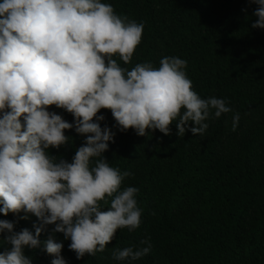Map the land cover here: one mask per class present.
I'll return each mask as SVG.
<instances>
[{
    "label": "clouds",
    "instance_id": "clouds-1",
    "mask_svg": "<svg viewBox=\"0 0 264 264\" xmlns=\"http://www.w3.org/2000/svg\"><path fill=\"white\" fill-rule=\"evenodd\" d=\"M257 8L253 29H264V0H248ZM242 11H245L242 9ZM144 29L143 23L117 15L101 0H2L0 2V213L20 219L34 215L33 231H15L17 221L0 220L5 247L0 264H32L24 249H42L50 264H67L63 243L70 240L76 259L103 252L119 229L140 227L136 187L121 184V172L103 156L115 133L100 122L101 109L111 111L121 132L146 129L170 135L204 136L209 125L232 111L226 99L201 98L187 77V61L164 56L159 67L128 64ZM72 114L69 123L49 107ZM232 117V130L239 122ZM23 121V123H22ZM65 130L84 136L71 162L48 153L69 143ZM93 158H98L92 163ZM106 197L110 199H105ZM104 201L106 208H102ZM106 209V210H105ZM52 225L41 241L42 232ZM137 247L114 248L116 261H136L151 250L150 238Z\"/></svg>",
    "mask_w": 264,
    "mask_h": 264
},
{
    "label": "trees",
    "instance_id": "trees-1",
    "mask_svg": "<svg viewBox=\"0 0 264 264\" xmlns=\"http://www.w3.org/2000/svg\"><path fill=\"white\" fill-rule=\"evenodd\" d=\"M101 2L144 24L131 61L124 64L114 57L122 67L151 63L158 68L164 56H177L187 61L184 70L193 90L204 99H226L232 111L205 121L209 127L203 137L186 131L178 138L175 122L170 135L148 129L146 136L131 128L121 132L113 127L111 111L101 109V127L115 133L103 156L110 166L133 174L124 178L121 190L139 189L141 224L133 232L117 230L103 252L79 260L68 248L70 240L55 233V240L63 243L62 257L67 264H129L114 260L113 249L144 247L140 240L150 238V252L131 264H264V29L251 27L257 5L248 0ZM48 110L73 121L72 114L55 105ZM235 113L240 119L233 131ZM65 135L69 143L49 147L48 153L71 162L85 137L74 130H65ZM23 215L0 213V220L17 221L15 231L34 232L37 218L28 214L20 219ZM52 227L41 233V241ZM3 236L0 252L10 247ZM24 254L32 264H50L53 258L40 248L25 247Z\"/></svg>",
    "mask_w": 264,
    "mask_h": 264
}]
</instances>
